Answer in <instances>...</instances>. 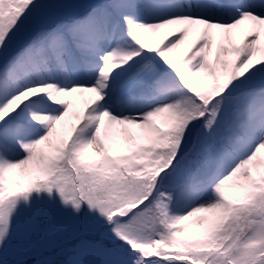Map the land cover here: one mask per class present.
I'll list each match as a JSON object with an SVG mask.
<instances>
[{
  "label": "snow or ice",
  "instance_id": "6c2138e0",
  "mask_svg": "<svg viewBox=\"0 0 264 264\" xmlns=\"http://www.w3.org/2000/svg\"><path fill=\"white\" fill-rule=\"evenodd\" d=\"M41 234L264 264V0H0V264Z\"/></svg>",
  "mask_w": 264,
  "mask_h": 264
},
{
  "label": "trees",
  "instance_id": "16d2710c",
  "mask_svg": "<svg viewBox=\"0 0 264 264\" xmlns=\"http://www.w3.org/2000/svg\"><path fill=\"white\" fill-rule=\"evenodd\" d=\"M41 236L44 237L45 243L40 242L36 237V246L32 255L28 258V264H38L39 261L45 260L60 261L61 250L71 243L70 238L66 235L56 234L54 237L57 238V244L53 249L49 246V235L42 234ZM46 236L48 237L45 238Z\"/></svg>",
  "mask_w": 264,
  "mask_h": 264
},
{
  "label": "rangeland",
  "instance_id": "374dc122",
  "mask_svg": "<svg viewBox=\"0 0 264 264\" xmlns=\"http://www.w3.org/2000/svg\"><path fill=\"white\" fill-rule=\"evenodd\" d=\"M82 2H89V0H82ZM165 31H166V30H165ZM162 35H163V32L161 33V35H158L157 37L154 38L153 43H155L157 40H159V39L161 38ZM89 97H90V94L85 93L84 96L81 97V98L77 101V103H78L81 107H83L84 102H85L86 100H88ZM41 235H42V234H41ZM41 235H38V236H37V239H39L40 242L43 241V243H45V241H44V237L41 236ZM55 235H56V234H50V235H49V244H50L49 246H50L51 248H53V249L55 248V246H56V244H57V238L54 237ZM47 237H48V236H46L45 238H47ZM35 240H36V238H35ZM62 259H63V257L60 256L59 260H62Z\"/></svg>",
  "mask_w": 264,
  "mask_h": 264
}]
</instances>
